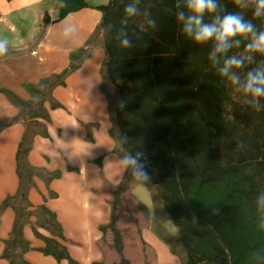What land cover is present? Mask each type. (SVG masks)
Wrapping results in <instances>:
<instances>
[{"label": "trees", "instance_id": "trees-1", "mask_svg": "<svg viewBox=\"0 0 264 264\" xmlns=\"http://www.w3.org/2000/svg\"><path fill=\"white\" fill-rule=\"evenodd\" d=\"M107 1L93 7L86 0H57L58 18L52 22L47 13L44 25L87 8L103 14L95 37L104 32L106 74L120 92L112 114L120 131L117 140L128 153L141 154L178 229L184 264H264V203L258 199L264 195V108L255 110L248 97L219 76L209 59L211 44L197 45L183 34L177 13L186 11L185 0H138L139 11L132 18L125 17L124 8L136 0ZM219 4L220 15L239 12L264 31V18L254 17L252 0H244L242 7L235 0ZM212 19L205 16V22ZM125 38L127 47L122 45ZM237 39L229 55L241 57L248 40ZM258 65H264V55L256 54L239 74L243 78ZM25 146L23 140L17 155L16 198L23 201L35 176L25 163ZM58 177L54 173L51 180ZM125 191L123 184L113 193L112 221L101 228L104 234L112 231L119 264H131L117 228V204ZM54 227L64 239L61 227ZM21 233L17 221L15 242H23ZM44 240V255L80 264L56 239Z\"/></svg>", "mask_w": 264, "mask_h": 264}, {"label": "crops", "instance_id": "crops-1", "mask_svg": "<svg viewBox=\"0 0 264 264\" xmlns=\"http://www.w3.org/2000/svg\"><path fill=\"white\" fill-rule=\"evenodd\" d=\"M86 1L93 7L109 3ZM57 10V0H0V31L16 33L19 28H29L25 38L17 35V42L8 44V52L0 56L3 58L0 69L6 67L4 60L15 53L13 49L29 57L40 56L46 65L39 73L36 71L34 78L36 87L41 85L48 93L35 110L31 107L32 113L26 118L23 109L29 96L24 98L7 81L0 83V121L6 125L0 131V264H69L59 263L40 251L46 245L44 238L56 239L66 246L80 264H119V255L117 260L110 259L116 252L113 234L110 230L104 234L101 228L112 221L113 193L129 171L125 173L119 153L114 152L121 146L117 140L119 127L112 117L120 92L106 74L104 32L95 37L103 14L87 8L60 23L44 26L45 15L48 13L54 22L58 18L53 16ZM70 26L74 30L65 36L64 31ZM80 49L85 58L78 70L65 78L64 84L50 87L49 79L68 69L72 55ZM29 66L33 68L30 63ZM34 78L29 80L30 84ZM19 83V87H24L28 82ZM116 91L114 104L111 95L115 96ZM23 140L26 141L25 163L35 173L25 201L16 198L20 188L17 155ZM54 173L59 177L51 180ZM131 189L128 193L140 211L135 217L145 218L146 223L145 213L150 215L152 211L133 196ZM9 198L10 205L3 209ZM124 202L121 201L119 209ZM118 219L117 215V222ZM17 221L23 242L20 238L15 242ZM56 224L61 227L64 239L57 236L58 230L54 232ZM132 224L137 233L136 223L132 221ZM153 227L147 223L141 232L147 251L155 253L157 261L158 249L168 251L176 260L178 255L166 246L160 230L156 234L152 232Z\"/></svg>", "mask_w": 264, "mask_h": 264}, {"label": "clouds", "instance_id": "clouds-1", "mask_svg": "<svg viewBox=\"0 0 264 264\" xmlns=\"http://www.w3.org/2000/svg\"><path fill=\"white\" fill-rule=\"evenodd\" d=\"M138 0L129 3L124 8L125 17L132 18L138 14ZM238 7L244 6V0H235ZM255 18H264V0H252ZM186 11L177 13V20L182 26L183 34L197 45L211 44L209 59L217 67L219 76L226 79L237 92L248 97V103L257 111L264 108V65L248 70L243 78L239 72L245 68L246 63L251 64L256 54L264 55V31H258L251 20L235 12L220 15L219 0H185ZM205 16L213 17L211 22H205ZM74 30L66 28L67 36ZM237 38L248 40L245 55L241 57L230 56L229 51ZM8 40L0 39V56L8 52ZM129 40L123 39L122 45L129 46ZM221 60L223 61L221 65ZM119 163L130 171L132 180L139 183L147 182L150 177L141 160V154L128 153L119 159ZM264 203V195L258 197Z\"/></svg>", "mask_w": 264, "mask_h": 264}, {"label": "rangeland", "instance_id": "rangeland-1", "mask_svg": "<svg viewBox=\"0 0 264 264\" xmlns=\"http://www.w3.org/2000/svg\"><path fill=\"white\" fill-rule=\"evenodd\" d=\"M89 2H100L101 0H88ZM58 10L54 13V18L58 17ZM45 26V25H44ZM103 32V31H100ZM29 34V28L25 29H18L17 32H11L10 30H2L0 31V39H7L8 44L12 45V43L17 42L15 37L17 35L20 38H25ZM100 34V33H99ZM99 36V35H98ZM97 36V37H98ZM20 46V44H18ZM83 49H80L79 51H76L71 57V65L68 69L62 72V74L53 76L49 79L48 85L52 88L58 87L59 85L64 84V79L67 78L70 74L74 73L79 68V64H81L82 60L85 58L84 52H82ZM15 51L14 54L9 55L4 60L6 67H3L0 69V83L7 81L10 85H12L15 90L20 92L22 95H24V98L29 96V100L25 103L29 105L27 107L24 105V111L23 114L27 118V116H30L32 112L31 107L33 109H36V106L39 105V102L46 98L47 92L44 90L45 87L39 85V87H36L37 80L34 78L37 74L36 71L42 69L45 63L41 62V57L38 56L36 58L29 57V54L19 52L20 50L13 49L12 52ZM78 52V53H77ZM14 55V56H13ZM3 58L0 57V61H2ZM8 59V60H7ZM29 63L32 64V69L29 66ZM10 67V70H9ZM34 70V72H33ZM27 74H30L28 77ZM33 75V76H32ZM32 76V77H31ZM59 76L61 78H59ZM34 78V82L31 84L29 83V80H32ZM108 79V78H107ZM109 80V79H108ZM106 81L107 86L109 85V81ZM19 82H28L25 83L26 85L24 87H19ZM60 82V84H59ZM18 86V87H17ZM44 90V91H43ZM40 91V92H38ZM8 96L9 92L3 90ZM42 93V94H41ZM50 93V91H49ZM114 104H116L117 99V91L116 95L113 96ZM31 99V100H30ZM4 123L3 121L0 122V131L3 127ZM114 152L118 154L119 158L121 159L123 156L127 155L128 152L122 147H119L118 150H114ZM125 169V173L128 171ZM125 184L126 191L122 193V195L119 198L118 204H117V213L116 215L119 216L117 228L121 232L124 243H125V255L130 260L131 264H184L186 262V253L184 251L183 246L181 245L179 239H178V229L175 226L171 216L169 213L165 210L162 201L159 199V196L157 194L156 189L153 187V185L150 182V179L143 183L135 182L132 180L130 171L127 174L126 180L121 184ZM132 187V189H131ZM131 189V192L133 196L141 201L142 203L146 204L152 211V213L149 215L148 213H145V217L147 218V221L145 223V218H139L135 217L139 215V208L136 205L134 201H132L131 196L129 195L128 191ZM129 195V196H128ZM115 200V197L113 195V201L111 202L112 205V212H113V202ZM125 201L123 205L120 206L119 204L121 201ZM157 201V202H156ZM155 202L157 204H155ZM163 207H162V206ZM119 211V213H118ZM144 211V210H143ZM151 215H153L154 219L149 218ZM135 222L137 225V233L135 226L132 224ZM147 223H150L152 226H154L152 229V232L156 234L158 232L163 236L164 240L166 241L169 249L177 254L178 256L176 260H173L171 258V255L168 251H162L161 249H158L159 259L156 260V254L152 252L147 251L146 244L141 236V232L143 228L147 226ZM108 231V230H107ZM111 231V230H110ZM112 232V231H111ZM107 233V232H106ZM113 234V233H112ZM105 243H107V239L105 240ZM113 248H114V236H113ZM115 249V248H114ZM117 252V251H116ZM116 252L113 253V256H110V259H118V255ZM172 252V253H173Z\"/></svg>", "mask_w": 264, "mask_h": 264}]
</instances>
